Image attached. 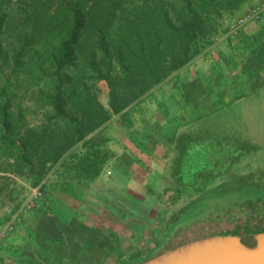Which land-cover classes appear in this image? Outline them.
Instances as JSON below:
<instances>
[{
	"label": "crops",
	"instance_id": "obj_1",
	"mask_svg": "<svg viewBox=\"0 0 264 264\" xmlns=\"http://www.w3.org/2000/svg\"><path fill=\"white\" fill-rule=\"evenodd\" d=\"M89 138L81 169L58 172L2 223L0 264H138L174 248L192 193L174 167L190 143L241 150L224 178L264 191V15Z\"/></svg>",
	"mask_w": 264,
	"mask_h": 264
},
{
	"label": "trees",
	"instance_id": "obj_2",
	"mask_svg": "<svg viewBox=\"0 0 264 264\" xmlns=\"http://www.w3.org/2000/svg\"><path fill=\"white\" fill-rule=\"evenodd\" d=\"M214 1L181 0L182 7L173 17L171 8L150 0H134L133 7L129 0H21L17 8L0 0V44L13 22L19 48H47L51 67L40 63L39 71H32L33 78L48 89L45 99L51 114L21 134L13 126L16 119L8 114L7 101L0 107V151L13 159L17 172L27 169L41 178L47 162H57L76 144L87 142L88 135L110 119V111L96 94L98 81L109 82L110 110L120 113L203 51L214 30L209 19ZM21 57L15 51V63ZM69 66L74 74L66 80ZM223 181L213 189L216 198L235 193L246 196L252 207L232 234L264 232L263 217L256 219L264 191L249 183L230 189L229 180ZM196 203L188 206L185 215L196 211L200 204Z\"/></svg>",
	"mask_w": 264,
	"mask_h": 264
},
{
	"label": "rangeland",
	"instance_id": "obj_3",
	"mask_svg": "<svg viewBox=\"0 0 264 264\" xmlns=\"http://www.w3.org/2000/svg\"><path fill=\"white\" fill-rule=\"evenodd\" d=\"M150 1L156 4L164 3L171 8L173 17L176 16V11L182 7L181 0ZM189 1L195 4L200 2V0ZM260 1L262 0H241L238 4H232L215 0L214 8L210 9L209 12V19L214 29L210 43L190 63L204 57L212 46L230 35L234 31L236 22ZM21 4V0H8L6 2V6L9 8H17ZM128 5L133 7L134 0H129ZM13 27L14 23L11 22L4 40L0 44V107L5 105L7 101L10 102L8 114L16 119L13 126L16 131L24 134L26 130L41 125L51 114V106L45 99L48 89L44 88L42 82L39 83L35 80L32 73V71H39L40 63H44L47 69H51V67L48 62L47 48L40 45H34L28 50L22 46L19 48L12 30ZM14 47L16 53L22 54L19 63L14 61ZM73 74L72 67L69 66L65 69L66 80H69ZM109 93V82L107 80L98 81L96 84L97 97L111 113L110 119L100 128L112 123L124 110L131 111L134 109L133 102L122 112L114 113L110 110ZM90 135H88L87 140H90ZM83 143L79 142L69 149L59 161L47 162L46 170L41 178L38 176V169L35 170L37 174L34 175L30 174L27 169L23 172H17L18 168L12 164L13 159L5 157L0 151V228L2 223L10 222L12 215L22 207L31 193L49 190L51 181L56 179L58 172L60 175L66 176L69 173V168L76 166L81 169L83 167L82 160L85 152L84 147H82ZM219 145V148L214 149V144L208 141L187 144L186 155L181 161L179 159L176 161L174 167L176 180L182 188L192 192L188 193V206L196 201L195 205L200 203L195 212L192 213L193 210H190L189 214H183V221H181L177 232L179 242L215 233H232L239 224L245 222L248 214L252 212V207L247 202L246 196L240 197L232 193L224 197H215L216 193L213 189L225 183L223 181L226 178H224V173L229 168V163L241 153V150L237 149L228 150L226 142ZM67 157L69 160L66 161ZM64 159L65 161H63ZM227 182L231 185L230 189H233L234 185L246 186L248 184L246 176L244 179L243 177L235 178L233 181ZM257 213L260 215L256 214L258 215L256 216L257 220L261 217L264 219V203L259 205V212Z\"/></svg>",
	"mask_w": 264,
	"mask_h": 264
},
{
	"label": "water",
	"instance_id": "obj_4",
	"mask_svg": "<svg viewBox=\"0 0 264 264\" xmlns=\"http://www.w3.org/2000/svg\"><path fill=\"white\" fill-rule=\"evenodd\" d=\"M138 264H264V232L197 237Z\"/></svg>",
	"mask_w": 264,
	"mask_h": 264
},
{
	"label": "built area",
	"instance_id": "obj_5",
	"mask_svg": "<svg viewBox=\"0 0 264 264\" xmlns=\"http://www.w3.org/2000/svg\"><path fill=\"white\" fill-rule=\"evenodd\" d=\"M264 15V0L260 1L258 4H256L252 9H250L245 15H243L234 25V31H236L238 28L246 25L247 23L251 21H257L262 18ZM12 227L10 225L7 226L5 230H2L0 228V235H3L6 230L11 229Z\"/></svg>",
	"mask_w": 264,
	"mask_h": 264
}]
</instances>
